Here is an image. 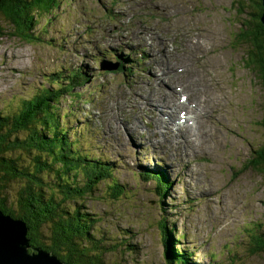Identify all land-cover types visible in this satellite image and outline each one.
<instances>
[{"label":"rangeland","instance_id":"374dc122","mask_svg":"<svg viewBox=\"0 0 264 264\" xmlns=\"http://www.w3.org/2000/svg\"><path fill=\"white\" fill-rule=\"evenodd\" d=\"M57 5L49 14L32 13L38 39L29 42L0 16V114L16 113L43 88L55 90L54 79L67 84L78 73L57 109L80 153L113 172L95 196L79 202L95 215L106 244L119 246L98 254L103 264H168L162 218L174 228L175 249L188 255L186 264H264V249L257 253L264 242V169L253 166L264 151V88L245 64L242 42L253 20L252 2L59 0ZM183 38L198 40L201 49L183 46ZM198 56L206 65L197 63ZM120 62L134 72L120 70ZM188 70L204 79L201 90ZM189 94L194 101L215 99V116H202L201 136L214 145L211 151H202L187 135L181 139L182 132L176 135V121L183 118L163 114L166 106L187 103ZM187 123L181 126L185 134ZM155 126L177 137L164 138L167 133ZM158 143L193 160L175 155L174 162ZM32 151L17 149L13 157L30 166ZM22 180L4 191L7 205L18 211ZM114 183L124 192L117 199L111 197ZM27 238L39 249L29 233Z\"/></svg>","mask_w":264,"mask_h":264},{"label":"trees","instance_id":"16d2710c","mask_svg":"<svg viewBox=\"0 0 264 264\" xmlns=\"http://www.w3.org/2000/svg\"><path fill=\"white\" fill-rule=\"evenodd\" d=\"M58 1L1 0L0 16L7 19L14 35L28 39L25 40L28 42L30 39L37 40L33 31L38 22L32 13L41 11L49 14L58 7ZM250 2L254 7L253 20L242 38L247 47L245 64L252 69L264 88V25L261 21L264 8L262 0ZM119 65L122 71L134 72L132 66L125 67L122 62ZM55 75L53 78H56ZM78 78V73L74 72L67 84L54 79L55 90L43 88L42 94L22 101L16 113H8L4 117L0 114V203L6 215L27 223L33 247L57 255L64 263L89 264L97 261L103 264L98 254L119 246L106 244L107 237L96 231L98 221L93 217L95 215L83 211L85 208L79 202L95 196L101 183L113 179V172L100 161L80 153L78 143L72 142L68 131L63 129L64 124L57 109L61 98ZM21 136H25L23 141H20ZM32 148L36 152L30 166H20V159L13 157L15 152L20 149L32 153ZM259 156L261 158L253 162V166L264 169L263 150ZM144 174L148 176L145 179L152 180V175L143 173L142 176ZM23 176L25 181L19 188L21 192L17 198L18 211L7 205L4 191L12 181L22 182ZM160 181L159 177L155 180L169 190ZM111 189L113 199L124 194L117 183ZM159 229L168 264H186L190 260L188 255L175 249L174 228H169L167 220L162 218ZM263 249L264 242L257 246V253Z\"/></svg>","mask_w":264,"mask_h":264},{"label":"bare ground","instance_id":"6f19581e","mask_svg":"<svg viewBox=\"0 0 264 264\" xmlns=\"http://www.w3.org/2000/svg\"><path fill=\"white\" fill-rule=\"evenodd\" d=\"M165 31V30H164ZM214 32V31H213ZM160 33V32H159ZM166 33V32H165ZM161 34V33H160ZM194 37V36H193ZM168 38V37H167ZM191 39V38H190ZM199 39V38H198ZM186 40H189V39H186V38H183L182 39V41H184L183 42V46H186V45H193L192 47V49H201L200 47H199V45H198V40L197 41H195V39L193 40H190V41H188V42H186ZM163 43V42H162ZM209 43V42H208ZM202 47V46H201ZM207 51V50H206ZM199 51H197V52H194V53H198ZM187 53V52H186ZM185 53V54H186ZM193 54V53H192ZM210 54V53H209ZM197 55V54H196ZM198 55H199V53H198ZM187 56V55H186ZM195 56V55H194ZM194 56L191 58V59H193L194 58ZM199 57L200 56H198L197 57V63H199V61H198V59H199ZM188 58V57H187ZM185 59V58H184ZM188 61H189V59H187ZM187 60H183L182 59V62H186L187 63ZM192 61V60H191ZM180 63L181 65L183 64V63ZM191 64V63H190ZM189 64V65H190ZM199 64H202L203 66L204 65H206V63L205 62H203V63H199ZM203 71V70H202ZM180 72H183V70H180ZM188 72H189V74L190 75H192V76H194L195 77V82H196V85L198 86L197 88H199V86H203V85H206L205 84V81H204V79H202L200 76L198 77V74H196L194 71H189L188 70ZM186 74V73H185ZM202 75V74H201ZM190 79V78H189ZM186 81H188V80H186ZM174 87V86H173ZM200 89V88H199ZM201 90V89H200ZM182 92H185L184 90L182 91ZM180 94V93H179ZM191 94V93H190ZM190 94H189V97H190ZM193 94H195L196 96L198 95V93L197 92H193ZM192 94V95H193ZM169 96V95H168ZM186 96V95H185ZM174 97V96H173ZM207 97V98H206ZM151 98V97H150ZM185 98V97H184ZM186 99V98H185ZM187 100L190 102V103H188V101H186L187 103H185V104H183V103H178V102H176V103H174L173 104V102H172V106L170 107L169 106V108L166 106L165 108H163L164 110V116L165 117H167V115H166V112H168V113H170V114H173V118H175V117H178V118H183V119H180L179 121H178V119H177V124H176V128H175V130H176V135H179L180 134V132H182V135H181V139L182 138H184L186 135H187V137H188V141H190L191 143H194V142H197V143H199L200 144V149L202 150V151H211L212 149L211 148H213L214 147V145L212 146V143H211V146H210V140H207V141H205V139H203L202 138V136H201V134L202 133H204V125H203V115H210L211 117H214L215 116V114H216V110H215V99H213V98H211V97H209V96H203L202 98H201V100L199 101V100H196V101H194L193 99H191V97H190V99L189 98H187ZM166 104L167 105H169V100L167 99L166 100ZM161 107V106H160ZM162 108V107H161ZM211 109H214L215 110V114H213L212 113V111H211ZM167 110H169V111H167ZM173 112V113H172ZM158 116H160V114H154V117L155 118H157ZM148 118H149V122L151 123V121H150V113L148 114ZM159 120H161L162 121V123H164L163 122V119H160V118H158ZM148 120V119H147ZM167 122V120L165 121V123ZM186 122H188L187 124H186V126H184L183 128V130H186L187 131V134H185L183 131H181V126L184 124V123H186ZM170 123H172V122H170ZM113 127V126H112ZM152 127V126H151ZM151 127H149L148 126V131H152V128ZM170 126H169V123H168V128H169ZM155 128H156V130L158 131V132H160V133H167V134H164L165 136H163L164 138L166 137V138H168V139H172L173 137L172 136H174V138L175 137H177L176 135H172L171 136V134H173V132H171V134H170V130L169 129H167V130H164L163 129V127L159 130V127L157 128L156 126H155ZM114 129H115V127H114ZM164 131V132H163ZM140 132V131H139ZM169 133V134H168ZM158 135L159 134H155L154 136H153V138H155L156 140H158V139H160V136L158 137ZM151 138V137H150ZM164 138H162V140H164ZM156 145V144H155ZM172 145H174L173 143H172ZM171 145V146H172ZM183 145V144H182ZM181 145V146H182ZM158 146H159V149L161 150V151H164L166 154H168V155H170V156H172V158H173V160H174V162H176L177 160L176 159H174V157H175V155H176V157H177V159L178 160H180V161H183V162H186L187 163V161L188 160H193V158L192 159H183L182 158V152L180 151V149L178 148V150H175V153L174 154H170V151H167V148H165L162 144H159L158 143ZM194 149V148H193ZM189 150V151H188ZM187 150V152H189V153H191L192 152V149H188ZM160 151V152H161ZM194 151H196L195 149H194ZM179 153V154H178ZM198 156V155H197ZM184 165V164H183ZM50 254V253H49ZM52 256H54L53 254H51ZM60 262H62L58 257H56ZM63 263V262H62ZM65 264V263H64Z\"/></svg>","mask_w":264,"mask_h":264},{"label":"water","instance_id":"95a60500","mask_svg":"<svg viewBox=\"0 0 264 264\" xmlns=\"http://www.w3.org/2000/svg\"><path fill=\"white\" fill-rule=\"evenodd\" d=\"M261 21L264 25V10ZM28 233L27 223L6 215L0 204V264H64L47 251L32 249Z\"/></svg>","mask_w":264,"mask_h":264}]
</instances>
